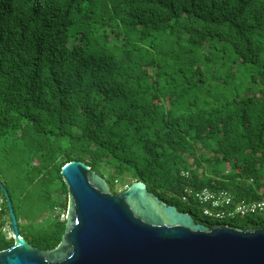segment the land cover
<instances>
[{
    "label": "trees",
    "instance_id": "1",
    "mask_svg": "<svg viewBox=\"0 0 264 264\" xmlns=\"http://www.w3.org/2000/svg\"><path fill=\"white\" fill-rule=\"evenodd\" d=\"M237 67L242 93L214 91ZM71 161L110 194L140 181L196 223L264 229V215L202 221L174 198L264 200V0H0V181L17 221L16 187L37 196L34 218L65 211ZM64 227L19 231L45 251Z\"/></svg>",
    "mask_w": 264,
    "mask_h": 264
},
{
    "label": "water",
    "instance_id": "2",
    "mask_svg": "<svg viewBox=\"0 0 264 264\" xmlns=\"http://www.w3.org/2000/svg\"><path fill=\"white\" fill-rule=\"evenodd\" d=\"M67 187L64 232L50 250L20 234L0 181L13 244L0 264H264V229L244 231L196 223L134 181L110 194L105 180L81 161L60 169Z\"/></svg>",
    "mask_w": 264,
    "mask_h": 264
},
{
    "label": "built area",
    "instance_id": "3",
    "mask_svg": "<svg viewBox=\"0 0 264 264\" xmlns=\"http://www.w3.org/2000/svg\"><path fill=\"white\" fill-rule=\"evenodd\" d=\"M183 176L188 173L184 172ZM188 197H192L202 208V213L207 218L225 221L242 219L250 215H264V200L233 202V196L226 190L212 191L208 188L191 189L186 188L181 197L182 202H188ZM48 218H58L64 220L66 210L59 206L51 208ZM42 220H40V223ZM0 238L13 244V234L7 210L4 207V198L0 193Z\"/></svg>",
    "mask_w": 264,
    "mask_h": 264
},
{
    "label": "rangeland",
    "instance_id": "4",
    "mask_svg": "<svg viewBox=\"0 0 264 264\" xmlns=\"http://www.w3.org/2000/svg\"><path fill=\"white\" fill-rule=\"evenodd\" d=\"M244 79H245V73L242 70V67H237V75H236V80H235L234 84H230V85L226 86L225 87L226 89H222L221 87L217 88L215 86H213L212 88L216 92L219 91L220 93L222 92L223 94H225L227 97H231L232 95H234L236 93H242L243 87H241L240 83L242 81H244ZM235 88H237L236 93H235V91H236ZM192 98H193V95H191L189 97V99H192ZM6 176H7V178H11L13 176V173H8ZM130 180H131L130 177L126 176L124 183L127 184ZM116 188L120 192H121V190H123V188L121 189L120 186H116ZM16 192H18L17 193L18 198L16 199V203H17V207H18L17 213H18V226H19L18 228H19V230L23 228V225L24 226L25 225H31V227H33L34 229L35 228H44L47 225V221L49 220L47 215L49 214L51 208L40 213L37 216V218H34V214L38 211V208H39L38 203H37L38 200L35 198L37 196L33 193H29V190H22L21 187H16ZM174 198L176 199V203H178L179 205H180V203H182V204L187 205L191 209L195 210L198 217L202 221L207 220V219H205V217L202 213V208L200 206H197V205L191 206V204H189L188 202H182L180 200V198L176 195ZM59 207H61V206H59ZM23 218H26V219H23ZM40 220H42L41 223H40ZM44 222H46V224Z\"/></svg>",
    "mask_w": 264,
    "mask_h": 264
},
{
    "label": "crops",
    "instance_id": "5",
    "mask_svg": "<svg viewBox=\"0 0 264 264\" xmlns=\"http://www.w3.org/2000/svg\"><path fill=\"white\" fill-rule=\"evenodd\" d=\"M55 206H59V205H55ZM48 219H49V220L47 221V224H48L49 221H51V220H53V219H58V218H51V217H49ZM44 223L46 224V222H44Z\"/></svg>",
    "mask_w": 264,
    "mask_h": 264
}]
</instances>
